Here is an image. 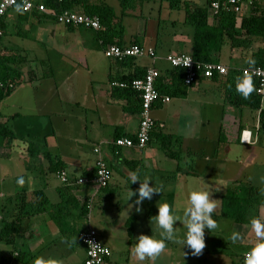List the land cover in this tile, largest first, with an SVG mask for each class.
Segmentation results:
<instances>
[{
	"label": "crops",
	"instance_id": "0c3cea01",
	"mask_svg": "<svg viewBox=\"0 0 264 264\" xmlns=\"http://www.w3.org/2000/svg\"><path fill=\"white\" fill-rule=\"evenodd\" d=\"M89 1L107 4L115 13L118 10L113 4H118V9L123 12L121 0ZM183 1L198 4L197 0ZM163 2L168 4L172 13L179 12L178 15L167 17ZM132 3L122 18L124 31L119 46L141 44L145 49H152L156 59L150 56L127 57L124 62L110 59L104 53V48L110 43L105 45L99 35L101 29L66 26L53 16L36 11L18 12L17 8H10L6 13L1 54L10 58L16 73L13 76L15 87L0 102V111L3 114L1 120L14 131L16 140L10 151L0 148V229L5 222L16 218L20 229L13 244L0 240V262L3 254L13 252L8 264H83L86 249L79 234L89 226L93 227L94 204L107 200V194L115 193L116 187L125 190L128 201L129 192L136 191L140 184V181L130 184L128 177L132 174L140 180L149 178L155 184L163 185L162 193L153 195L151 200H145L141 205L149 208L145 217L149 221L156 215L158 203H168L174 212L184 210L189 189L212 192V198L217 199L215 212L219 214L221 195L227 187L236 181H247L262 190V198L255 204L252 215L257 213V218L264 222V181L251 166L238 168L241 164L239 157L244 156L243 147H254L253 158L258 154L255 147L260 140V110L229 103L223 76L218 79L200 78L187 87L183 96L167 95L170 101H159L153 106L155 130L172 135L179 159L168 156L155 138L144 148H122L117 153L105 147L104 154L112 175L109 187L98 189L93 182L77 183L79 179L94 176L96 154L93 147L96 143L111 141L117 133L135 136L138 130V93L118 91L112 82L123 76L140 74L150 67H155L163 76H169L172 66L165 59L168 55L192 54L193 32L188 34L186 30L190 23L186 21L184 9L181 19V10L171 8L167 0H133ZM68 10L83 13L81 5ZM143 12H149L154 19L149 31L146 17L141 15ZM130 16H137L139 23L129 32L124 20ZM162 22H171L169 33L161 29ZM131 26L135 24L132 22ZM164 33L170 35L169 43L165 42ZM223 48L216 55L219 62L229 69L248 67L250 51L240 49L243 59H239L234 57L232 49L229 60L228 57L221 59ZM252 111L256 113V120ZM244 129L252 131L253 143L241 142ZM57 161L63 163L68 182H62L56 171L51 169L53 162ZM245 170L250 171L246 173L247 179L241 175ZM20 176L24 178L22 186L16 182ZM35 190L46 196L48 201L43 206L37 204ZM60 190L69 204L63 228L57 220L58 204L62 201ZM135 200L133 196L128 201L129 210H135ZM114 217L106 222L110 223ZM128 219L123 226L126 229ZM224 226L218 230H224ZM155 229V224L149 222L142 233L153 236L156 235ZM230 230L226 236L230 238L236 232L242 239L236 243L230 239L228 247H204L203 257L190 256L189 263L244 264L246 252L257 242L255 233L249 222L236 223ZM138 231L134 230L131 241L124 238L128 243L119 252L127 255L125 260L111 254L112 264H181L183 255L179 253L186 250L179 246L171 248L170 253L161 252L155 258L139 261L133 254ZM222 237L219 236L220 241H223ZM100 238L111 249L110 241L104 240L103 235ZM73 240L76 242L70 244L69 241ZM237 249H243L239 261L235 259ZM171 250L176 254H171Z\"/></svg>",
	"mask_w": 264,
	"mask_h": 264
},
{
	"label": "trees",
	"instance_id": "16d2710c",
	"mask_svg": "<svg viewBox=\"0 0 264 264\" xmlns=\"http://www.w3.org/2000/svg\"><path fill=\"white\" fill-rule=\"evenodd\" d=\"M32 1L35 4L41 3V0ZM167 1H169V5L173 9L183 8L186 15V21L193 27V46L191 55L195 59L201 60L203 62H219V59L216 57V55H219L223 46L226 43H229L232 49L240 48L250 51L248 61L251 59L254 61V63H248V67L252 68L264 65V11L262 10V12H257L259 10L258 7H260L258 3L253 5L254 7L251 8L246 14L239 15L233 10H220L217 13L210 14V9L207 3L205 6H200L187 1L184 2L183 0ZM132 2L133 0H121L123 12H121L120 15H117L113 7L107 4L91 3L89 0H81L80 2H78V0H42V3L47 8L54 9L57 12L66 9H73L76 6L81 5L83 13L98 16L102 24L99 35L103 39L105 45L108 43H110L109 45L121 44V38L124 31L122 18L126 14L125 11L133 5ZM20 9L22 12H26L21 7ZM210 15L212 19H210ZM254 45H256V48H253L251 53L250 49H252ZM1 53L0 102H2L5 97L13 91L15 87L13 76L16 73V69L10 64V58L3 57ZM126 59L127 58H124L120 62H124ZM146 71V69H143L140 74L123 76L122 79L117 81L130 82L133 79L142 78L145 76ZM243 75L244 73L242 70L234 68H230L226 75H222L225 78L224 89L227 100L229 103L236 106H248L253 110H260L258 131L264 130V108H262L263 96L257 93V79L253 75L247 74L251 78L253 86V91L247 99L243 98L239 93L236 92V79ZM222 76L215 74L212 79H218ZM184 79L185 71L178 67H172L169 76H166V74L165 76L161 74L159 75L155 84L156 90L161 97L167 95L176 97L183 96L186 93L187 87L195 84L186 85ZM115 81L116 80L113 82ZM112 86L118 91L121 90V92L133 90L130 87L122 88L119 86H114L113 84ZM159 101H161V99L156 103ZM2 115L3 114L0 111V148L10 151L16 140V135L14 131L6 124V122L1 120ZM156 126L157 125L155 122V125L151 131L150 140L148 141L147 145L152 141L153 138H155L157 141H159L161 149L168 156L179 159V152L173 147L172 135L165 134L161 130L156 131ZM123 136L126 135L117 133L113 139ZM131 138L136 141V135L131 136ZM109 148V150H111L113 153L116 152L117 148L113 147L112 145H110ZM47 155L50 156L49 154ZM106 160L108 162L107 156ZM62 164L63 163L61 161L53 162L51 169L58 173L63 170ZM60 194L62 201L60 204H58L57 220L61 228H63L65 219L68 215L66 209L69 204L68 199L62 190H60ZM34 195L37 197V204L39 206H43V204L48 201L46 196L40 190H35ZM261 198V188H257L247 181H236L234 184L229 185L225 193L221 195L219 215L222 218L230 219L236 223H248L253 216L252 212L255 210V204L257 205ZM253 217L257 218V213H254ZM18 221L19 219L16 218L3 224L2 228L0 229V240L7 244L14 243L20 229V223ZM134 222L133 216H131L127 221L130 241L132 240L134 234ZM12 255L13 252L3 254L0 264H8ZM105 264H112L110 262V258L107 259Z\"/></svg>",
	"mask_w": 264,
	"mask_h": 264
},
{
	"label": "built area",
	"instance_id": "2783aa9c",
	"mask_svg": "<svg viewBox=\"0 0 264 264\" xmlns=\"http://www.w3.org/2000/svg\"><path fill=\"white\" fill-rule=\"evenodd\" d=\"M257 3L260 5L257 12L264 11V0H207L208 7L212 13H217L220 10H233L239 15L246 14L248 9L253 8V5ZM18 5L26 12L36 11L51 15L58 23L66 26H80L94 30L102 28L101 21L96 15L78 13L68 9L57 12L54 9L47 8L43 3L35 4L32 0H0V53L3 37L2 20L10 8L17 7ZM104 53L107 58L115 60L145 56L157 58L152 49H145L139 44H132L130 46L109 45L104 48ZM165 59L172 67H178L185 71L184 82L186 85H192L200 78H212L215 74L226 75L229 71V67L221 62H203L195 59L191 54H171ZM242 71L244 74H251L257 79V93L264 96V65L252 68L245 67ZM159 75L160 73L155 67H150L142 78H136L130 82L115 81L112 83L114 86L122 88L130 87L138 93L141 109L139 127L135 134L136 141L131 137L123 136L111 141L106 140L96 143L93 147V151L96 154L94 176L92 178L84 177L79 179L77 183L93 182L98 189L107 188L112 175L106 155L104 154V148L112 145L117 148V153L122 148H143L147 145L156 122L152 116L154 104L160 99L163 102L170 101L168 96L161 97L156 90L155 84ZM241 142L245 144L253 143V133L251 130H242ZM57 175L62 182H68V175L64 170L58 172ZM79 238L86 249V257L83 264H105L107 259L111 257L112 250L103 243L95 228L89 226L79 234Z\"/></svg>",
	"mask_w": 264,
	"mask_h": 264
},
{
	"label": "clouds",
	"instance_id": "9594fccd",
	"mask_svg": "<svg viewBox=\"0 0 264 264\" xmlns=\"http://www.w3.org/2000/svg\"><path fill=\"white\" fill-rule=\"evenodd\" d=\"M16 10L21 11L19 5ZM248 63L252 64L254 61L250 59ZM252 91V81L247 73L236 79V92L243 98L247 99ZM128 180L130 184L140 181L138 189L136 191L131 190L128 194V201L133 196L136 197L137 212L141 211L140 206L143 201L151 200L153 195L163 192V185H157L149 178L140 180L136 174H132ZM150 181L153 183L150 184ZM16 182L22 186L24 184L23 176L18 177ZM216 200L212 198V192L202 189H189L183 220L175 214L168 203H158L157 213L150 218V223H155L161 229L160 238L156 239L152 235L140 234L136 237L133 254L139 261H144L146 258L152 259L164 250L166 242H172L181 245L182 248L186 246L194 256L200 255L205 247V230L212 233L218 227L216 219L213 218V213L217 208ZM177 222L183 223L186 229L182 238L178 236L174 227ZM249 223L257 242L250 251L246 252L244 264H264V222L259 218H253ZM230 239L236 243L242 238L239 233L234 232ZM75 242V240L69 241L70 244Z\"/></svg>",
	"mask_w": 264,
	"mask_h": 264
},
{
	"label": "rangeland",
	"instance_id": "374dc122",
	"mask_svg": "<svg viewBox=\"0 0 264 264\" xmlns=\"http://www.w3.org/2000/svg\"><path fill=\"white\" fill-rule=\"evenodd\" d=\"M156 1L159 2V0H156ZM197 2H198V4H200L202 6H204L206 4L205 0H197ZM163 4H164L165 10H167L166 11L167 17H169L171 14L173 16L178 15L179 12L174 11L172 13V11L170 9H168V7H167L168 4L166 2H163ZM113 5L117 8L116 9V10H118L117 13L121 14L120 10L118 9L119 5L118 4H113ZM145 9L146 8H144V11H145ZM165 10H163V11H165ZM180 10L181 11H180L179 16L182 19L183 15H184L183 8ZM141 15L146 17L147 25H148L147 28L149 31L151 29L150 28L151 25L153 24L151 22L152 19L150 17V13L149 12H143V14H141ZM146 20L144 18L143 21H146ZM124 22L127 24V26H129V27H127V31L130 32L132 29L136 28V25L138 26L139 20H138L137 16H133V17L130 16V17H126ZM132 22H133V24H135V26H133V27L131 26ZM141 23L143 24V22H141ZM170 23L171 22H169V24ZM169 24L162 22L161 23V25H162L161 29H163L167 33H169L170 29L172 28L171 24L170 25ZM186 30H187L188 34L189 33L191 34L193 32V27L191 25H187ZM167 33H164V38H165V42L169 43L168 36H170V35ZM253 48H256V45H254L251 50H253ZM231 50H232V48H230L229 43H226L224 48H223V52L220 56L221 59L228 57L230 60L231 59L230 58ZM233 51H234V54L236 55L234 57L239 58V59H241V58L243 59V57L241 56L240 48H234ZM251 53H252V51H251ZM248 111H250L249 108H248ZM252 114H253V111H252ZM255 114H253L254 117H255ZM256 119H257V116L255 117V120ZM259 137H260L259 143L255 147L257 149V153H258V154H256V157L253 158V156H252V152H253L252 148H254V147H252V146L243 147L244 148V150H243L244 156L239 157L241 164H238V166H239L238 168L243 169L247 166H251L252 168H254V172H258L259 177H262V180L264 181V130L260 131ZM33 147H34V145H33ZM234 163L236 164L237 162H234ZM249 172L250 171H246V170H245V172H241V175L243 174L245 176L244 179H247L246 173H249ZM249 181H250V179H249ZM256 182H258V181L256 180ZM115 190H116L115 193H111L110 195H109V193L107 194L108 195L107 200L96 201V203L94 204V207H93L91 225L99 230L100 235L104 236V240L110 241L109 245L111 246V249H112V255L115 257H119V259L121 258L122 260H125V257H127V255H125V254L123 255V253L119 252L122 249L126 248V245L128 243V242L127 243L125 242L124 238L126 240L129 238L128 230H127L128 228L126 229L125 227H123L124 222L128 219L129 215L132 214V216L134 217V221L136 222L135 226H134V230L135 229L139 230L137 232V236H139L140 234H144V233H142V230H145L147 223L150 222L149 219H145V217H147L146 214H148L149 208L147 206H140L141 207L140 212H137L136 208H135V210H129L128 207L130 204L127 201V196L124 194L125 190L124 189L121 190V188H119V187H116ZM217 209H218V206H217L215 211H217ZM183 212H184L183 209H177L175 211V214L178 217H180L181 220H183ZM111 215L112 216L115 215V217H114L115 219L113 221H111L110 223L106 222L107 219L109 221L112 219ZM213 218L216 219L217 224L220 223V225L212 233H210L208 230H205V248L207 247V248L212 249V247L216 248L218 246L220 247L221 245L222 246L225 245L226 247H228L227 242L230 241V238L228 235L226 236V234L231 232V230H230L231 227L234 226L236 223L232 222V220H230V219H223L218 214V212L213 213ZM122 219H124V220H122ZM223 223L225 224V226ZM153 224H155V223H153ZM228 224H230V225H228ZM223 226H224V230H218ZM174 227L176 229L178 236L182 238L185 231H186V229L183 226V223L177 222V224L174 225ZM155 230H156L155 231L156 235H153V237L156 239H159L160 238L159 234H160L161 229H159L156 226ZM219 236L224 237V238L222 237L223 241L219 240ZM212 237H214V238H212ZM176 246L182 247L181 245H178V244H175L172 242H166V246L164 248L165 250H163L162 252L163 253H170V249L171 248L175 249ZM184 248L186 251L179 253V254L183 255V261H180V263L181 264H188L190 262V256H194V255H192L191 250L188 249L186 246ZM243 248H245V247H243ZM241 253H243V249L235 250V254H236L235 259H237V261H239L238 259H239V256ZM171 254H176V251L171 250ZM203 255H204V253L202 250L200 257H203Z\"/></svg>",
	"mask_w": 264,
	"mask_h": 264
}]
</instances>
